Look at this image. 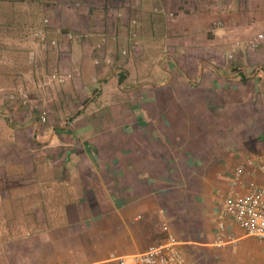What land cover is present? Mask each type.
I'll return each mask as SVG.
<instances>
[{
  "label": "crops",
  "instance_id": "obj_1",
  "mask_svg": "<svg viewBox=\"0 0 264 264\" xmlns=\"http://www.w3.org/2000/svg\"><path fill=\"white\" fill-rule=\"evenodd\" d=\"M85 2L103 6L102 27L70 29L59 49L65 79L28 96L0 89V264H113L169 236L187 264H264V239L231 220L216 241V199L234 168L244 169L243 191L264 186V59L231 70L177 58L189 30L180 23L199 18L197 5L217 15L214 27L230 12L239 35L244 17L264 25V0ZM128 43L136 55H121ZM98 56L111 62L95 65Z\"/></svg>",
  "mask_w": 264,
  "mask_h": 264
},
{
  "label": "rangeland",
  "instance_id": "obj_2",
  "mask_svg": "<svg viewBox=\"0 0 264 264\" xmlns=\"http://www.w3.org/2000/svg\"><path fill=\"white\" fill-rule=\"evenodd\" d=\"M94 1L97 2V0ZM129 1L130 0H127V4H129ZM212 1L213 0H210V2ZM130 3H133V0H131ZM222 3L224 4V2ZM97 4L98 3H95L94 6H88L85 0H0V43L3 46L2 52L0 54V71L3 72L2 74H5H0V77H4L3 79L9 77L8 79L10 81V83L8 84H0V86H3L0 87L1 91L3 92L6 88H8L6 89L7 91L15 90L18 92H25L28 96V90L31 91V89H36L35 81L28 78H25L24 80V74L22 75L21 79L20 77L15 78L17 81H19L16 86L12 84L14 82H17L13 80V76L15 74H20L21 71L19 70H21L22 68H26V66L28 65L26 60L28 59L29 52L34 54L38 59L37 56L41 55V49H45L39 44V42L35 38H33L32 33L31 35L28 34L30 30L34 32L35 30L40 29L42 27V21L45 17L49 18L50 25L47 32L52 37L56 36V28H60L61 31L62 29L64 30V28H67V31H70V29H72L76 32H84L86 30L89 31L92 27H102V18L100 19L97 16L103 14L104 8H102L103 6H101L100 4L97 6ZM227 4L229 5V3ZM206 5L209 4L206 3ZM199 7L200 5H197L195 7L197 8V10L194 9V13L196 15H199V18H197V20H190V18H188L187 23L189 25H187V23H180L179 29L187 27V29H185L184 31H187L188 29L189 30L187 31V34L185 36H181L184 41L183 43L186 44V50L184 52H179L177 58H196V60L199 62H202L204 60L210 61L212 59H215L217 63H219L220 61L225 60L232 61L236 57V59H242L245 62L250 61L251 63H253V66H256L253 61L257 63L261 58L262 59L260 61L264 59V53L260 52L258 48L251 50H246L244 48V43L247 41L248 38L252 36H247L249 33L261 30L263 31L258 33H264L263 24L258 25L259 22L256 20H247L245 19V17L242 20L241 18L240 20H242V23L245 24L246 27H242V33L237 35V31L234 30L232 25L234 21H231V19L229 18V11L228 16L225 19L221 20L223 22V26L217 27L216 24L214 27V23L212 22L217 15H214V13H208V10ZM92 9L94 11H92ZM158 12V10H152V13L155 15L160 13ZM177 14L178 13L175 12V15ZM175 15L171 17L168 16L170 18L168 22V27L173 26V29H176L174 25L176 22L171 24L172 21L179 20V16H177V18L175 17ZM185 16L188 17L190 15ZM211 18L214 19L211 20ZM58 22L62 27H57ZM73 22L75 24H78V26H73ZM33 28L36 29L33 31ZM197 28H199V30H197ZM193 31L196 32L194 33ZM178 41V39L169 40L168 45H174L178 43ZM236 41L240 43V46H237L236 49H234L233 47ZM234 50L236 51L233 52ZM165 53H168L167 50H165ZM229 54H231L232 56L229 57ZM49 62L50 60H47L46 63L44 62L43 65L41 63V65L38 66V69L44 70L49 64ZM14 63L20 66L17 67ZM166 63L167 62L165 59L163 66H165ZM12 68L14 70H12ZM139 70L142 72L146 69L140 68ZM35 73L39 76L40 70L36 71ZM8 85H10V88L6 87ZM39 103H42V101ZM3 229L4 228L2 227L0 229V232Z\"/></svg>",
  "mask_w": 264,
  "mask_h": 264
},
{
  "label": "built area",
  "instance_id": "obj_3",
  "mask_svg": "<svg viewBox=\"0 0 264 264\" xmlns=\"http://www.w3.org/2000/svg\"><path fill=\"white\" fill-rule=\"evenodd\" d=\"M157 10V7H154ZM171 15V14H170ZM132 24L136 23L135 19L131 20ZM49 18L45 17L42 21V27L32 33L39 44L46 48L48 46H58L60 39L71 40L74 34L70 31L63 33L60 28L55 29V37H49L48 28ZM218 25H221L218 22ZM81 36V35H80ZM83 36V35H82ZM264 41V33H256L254 36L247 39L244 43L246 50L256 49ZM104 43V39L102 38ZM136 41L133 40V45L136 46ZM235 48L240 46L236 41ZM234 50L233 52H235ZM127 51L122 50L121 55L125 56ZM232 54V53H231ZM228 56L231 57L232 55ZM103 62L109 64L110 58L95 57L94 64L101 65ZM62 82L65 75L52 74L49 81L54 80ZM47 119V114L44 109L41 110L39 120L44 123ZM264 172V166H261ZM243 167L237 166L233 170V174L228 182L226 192L219 194L216 199V241L221 242L222 237H225L226 220H231L235 223L246 235L253 236L259 239H264V186L251 185L247 190H242V175ZM113 264H187L181 252L176 248V242L169 236L167 240L161 244L151 246L146 251L136 254L130 261L124 257H111Z\"/></svg>",
  "mask_w": 264,
  "mask_h": 264
},
{
  "label": "trees",
  "instance_id": "obj_4",
  "mask_svg": "<svg viewBox=\"0 0 264 264\" xmlns=\"http://www.w3.org/2000/svg\"><path fill=\"white\" fill-rule=\"evenodd\" d=\"M16 1V0H15ZM17 1H22V0H17ZM89 1V0H88ZM58 25H60V23L58 22L57 23ZM39 27V26H38ZM38 27H36V28H38ZM36 28H33L32 30L34 31ZM64 28V27H63ZM68 29L67 28H64V30L62 29V32L63 33H65V32H68L67 31ZM31 33H33L31 30H30V32H28V34L29 35H31ZM49 37H51L52 38V36L51 35H49ZM66 43H67V41L65 40H63V42H58V46H55V47H50V46H48V47H46L45 49H41V47H40V45H39V47H40V49H41V55H39V56H37L38 57V59L36 58V56L34 55V54H32L31 52H29V54H28V59L26 60V62H27V66H26V68H22L21 70H19V71H21V73L20 74H18V75H14L13 76V80L14 81H17L15 78L16 77H20V79L22 78V75H23V77H24V80H25V78H28V79H32V80H34L35 81V83H36V88L37 87H41L42 85H45V83H49L50 81H49V79H50V76L52 75V74H54V73H56V74H64L63 73V64L61 65V63H60V61H61V55H63V50H59L60 48H62V45H66ZM117 42H113V44H116ZM128 45V46H127ZM126 46H127V48H125L124 46H122L121 47V49L123 50L124 48L126 49V51H127V55L130 57V55H136V52H134L135 51V48H133L132 46H131V44L130 43H128ZM2 49H3V46L1 45V43H0V54H1V52H2ZM28 52V51H27ZM60 52V53H59ZM135 53V54H134ZM61 54V55H60ZM46 57V58H45ZM47 57H48V59H47ZM52 59H50V58ZM41 60V61H40ZM47 60H50V62H49V64L47 65V67L44 69V70H42V69H38V66H40L41 65V63H42V65L44 64V62L46 63V61ZM236 61V57L232 60V61H226L227 62V64H228V67H229V69H231V70H237L236 68H235V64H233V62H235ZM192 64H193V62H191ZM15 64V66H20V65H17L16 63H14ZM191 65V64H190ZM14 66V65H13ZM14 66V67H15ZM231 66H234L233 67V69L231 68ZM193 68V67H192ZM146 70H143V73H142V76L144 77V78H148L149 76H150V72H149V68L147 69V68H145ZM12 70H14L13 68H12ZM38 70H40V73H39V76L38 75H36V71H38ZM3 72H1L0 71V74H2ZM129 73V69H127V68H120V69H118V72H117V76H118V79H119V81H122L124 78H126V76H127V74ZM2 75H5V74H2ZM135 75H137L136 74V72H135ZM138 76V75H137ZM4 77H0V79L1 80H3L1 83H3V84H5V82H6V80L9 78V77H6V79H3ZM19 81H17L16 83L14 82V83H12L14 86H16L17 85V83H18ZM40 84V85H39ZM13 86V87H14ZM6 87H9V86H6ZM10 88V87H9ZM191 91L193 92V93H195L196 95L199 93V92H202L203 93V90H200V88L199 87H193L192 85H191ZM6 89H8V88H6ZM5 89V91H7ZM11 91H13V90H11ZM11 91L9 90V91H7V92H5L4 93V95H6L7 93H11ZM190 106H191V109L192 108H197L198 107V103H197V100L196 99H191V103H190ZM194 119L195 120H197L198 118L197 117H194ZM196 123V122H195Z\"/></svg>",
  "mask_w": 264,
  "mask_h": 264
}]
</instances>
